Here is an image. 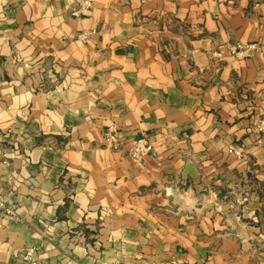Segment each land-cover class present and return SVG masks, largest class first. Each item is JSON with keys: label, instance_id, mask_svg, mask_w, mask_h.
I'll use <instances>...</instances> for the list:
<instances>
[{"label": "crops", "instance_id": "obj_1", "mask_svg": "<svg viewBox=\"0 0 264 264\" xmlns=\"http://www.w3.org/2000/svg\"><path fill=\"white\" fill-rule=\"evenodd\" d=\"M82 1L0 0V264H264V0Z\"/></svg>", "mask_w": 264, "mask_h": 264}, {"label": "built area", "instance_id": "obj_2", "mask_svg": "<svg viewBox=\"0 0 264 264\" xmlns=\"http://www.w3.org/2000/svg\"><path fill=\"white\" fill-rule=\"evenodd\" d=\"M90 0H83L80 4V8L76 9L74 13H79L82 9H87L91 6ZM94 32L91 31H80L78 33V39L81 41H86L89 34ZM259 44L256 42L251 43H237L231 50L230 53L236 57H244L249 56L255 51L259 50ZM264 53V51H263ZM216 55L221 56L220 53H216ZM258 130H264V118H260L258 123L256 124ZM103 141L105 145L109 148L119 149L120 147V138L118 136L117 127L114 123L108 125L102 134ZM153 149V144L150 140L149 135L141 131L138 136L132 139L129 148L126 151V155L130 158V160L134 164H141L144 157ZM229 153L233 154L236 158L240 159L243 157V150L241 148H231L228 150ZM0 208L4 210L5 213L9 215H14L15 210L12 205H7L4 199L0 196ZM23 258L29 262V264H37V261L33 259V257L29 253H25ZM158 264H183L175 259H170L168 261H163Z\"/></svg>", "mask_w": 264, "mask_h": 264}]
</instances>
